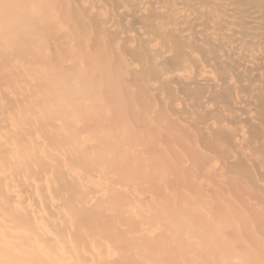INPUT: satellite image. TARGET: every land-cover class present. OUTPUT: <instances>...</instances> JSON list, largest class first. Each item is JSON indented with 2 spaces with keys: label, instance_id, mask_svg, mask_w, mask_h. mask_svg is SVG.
Here are the masks:
<instances>
[{
  "label": "clouds",
  "instance_id": "obj_1",
  "mask_svg": "<svg viewBox=\"0 0 264 264\" xmlns=\"http://www.w3.org/2000/svg\"><path fill=\"white\" fill-rule=\"evenodd\" d=\"M0 264H264V0H0Z\"/></svg>",
  "mask_w": 264,
  "mask_h": 264
},
{
  "label": "bare ground",
  "instance_id": "obj_2",
  "mask_svg": "<svg viewBox=\"0 0 264 264\" xmlns=\"http://www.w3.org/2000/svg\"><path fill=\"white\" fill-rule=\"evenodd\" d=\"M229 95H230L229 91H221L220 93L217 94L216 98L220 102H223V103H231V100L229 98ZM257 107L259 108V107H261V105H258ZM253 128L255 130V134L257 136H259L261 134V129L259 128V126L258 125H254Z\"/></svg>",
  "mask_w": 264,
  "mask_h": 264
}]
</instances>
